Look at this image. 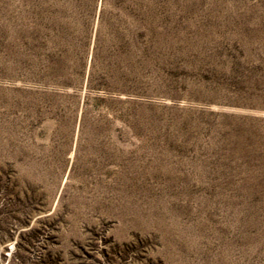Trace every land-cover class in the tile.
Masks as SVG:
<instances>
[{"label":"rangeland","instance_id":"374dc122","mask_svg":"<svg viewBox=\"0 0 264 264\" xmlns=\"http://www.w3.org/2000/svg\"><path fill=\"white\" fill-rule=\"evenodd\" d=\"M0 264H264V0H0Z\"/></svg>","mask_w":264,"mask_h":264}]
</instances>
